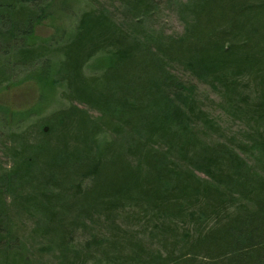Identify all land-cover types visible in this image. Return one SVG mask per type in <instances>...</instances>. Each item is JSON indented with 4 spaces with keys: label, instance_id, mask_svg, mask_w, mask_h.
<instances>
[{
    "label": "trees",
    "instance_id": "1",
    "mask_svg": "<svg viewBox=\"0 0 264 264\" xmlns=\"http://www.w3.org/2000/svg\"><path fill=\"white\" fill-rule=\"evenodd\" d=\"M54 1L0 0V86L20 68L55 71L67 104L8 135L0 264H35L30 237L67 264L81 256L72 230L102 219L109 236L83 251L103 264H264V0H188L184 31L166 37L142 29L152 0H119L131 27L90 8L69 39L31 42ZM98 53L112 63L90 74ZM179 69L221 97L237 135L221 138Z\"/></svg>",
    "mask_w": 264,
    "mask_h": 264
},
{
    "label": "rangeland",
    "instance_id": "2",
    "mask_svg": "<svg viewBox=\"0 0 264 264\" xmlns=\"http://www.w3.org/2000/svg\"><path fill=\"white\" fill-rule=\"evenodd\" d=\"M150 13L147 17H140L143 21L142 29L154 37H166L171 35H180L184 31L185 22L181 6L188 0H152ZM55 7L52 6L51 12L46 19L39 20V24L34 28L33 34L30 35L31 42L50 40L51 36H58L62 40L69 39L79 14L85 9H106L111 13L113 20L118 24H125L131 27L128 13L119 0H55ZM113 58L108 53H98L86 64L85 70L94 74L105 70L106 66L112 63ZM13 72V71H11ZM179 76L189 83L196 84L198 87L197 97L201 99L200 105L215 119L221 126L225 137L237 135L240 129V123L230 117L219 106L221 97L212 89L211 86L202 83L196 76L179 69ZM8 76L11 82L8 86H0V165H9L11 161L5 155V150L10 146L8 135L11 131H21L26 126L29 127L33 121L64 107L66 100L61 97L63 84L58 80L54 72L44 75H37V71L30 69L25 72L20 68L15 70ZM83 109H88V105L79 104ZM92 114H96L94 110L88 109ZM32 128V127H31ZM29 128V129H31ZM31 135L36 132L31 129ZM28 131V138L33 139ZM118 220L127 226H135L134 219L125 220L122 215L118 216ZM91 228L80 225L77 230H72L71 246L81 251L80 258L68 256L67 264H103V257L97 249L92 254L84 253L86 242L92 238L94 234L103 237L109 236V222L101 220L98 222L91 221ZM19 226L25 228L28 233L31 231L33 221L24 219L19 221ZM207 226V225H206ZM46 238L30 237L28 240V248L31 259L35 264H60L64 261L58 248L54 245H46ZM150 239L148 235L146 240ZM88 254V255H86ZM204 263V262H203ZM200 261L199 264H203Z\"/></svg>",
    "mask_w": 264,
    "mask_h": 264
}]
</instances>
